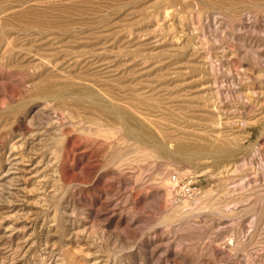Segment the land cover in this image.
Returning a JSON list of instances; mask_svg holds the SVG:
<instances>
[{
	"label": "rangeland",
	"instance_id": "obj_1",
	"mask_svg": "<svg viewBox=\"0 0 264 264\" xmlns=\"http://www.w3.org/2000/svg\"><path fill=\"white\" fill-rule=\"evenodd\" d=\"M112 105L201 169L106 134ZM27 131L18 264H264V0H0V150Z\"/></svg>",
	"mask_w": 264,
	"mask_h": 264
},
{
	"label": "bare ground",
	"instance_id": "obj_2",
	"mask_svg": "<svg viewBox=\"0 0 264 264\" xmlns=\"http://www.w3.org/2000/svg\"><path fill=\"white\" fill-rule=\"evenodd\" d=\"M5 22V21H4ZM72 81V80H71ZM72 83V82H71ZM73 84V83H72ZM75 84V83H74ZM217 85V84H216ZM79 86V85H78ZM80 87V86H79ZM93 88V87H92ZM73 89V88H72ZM95 89V88H94ZM99 90V89H98ZM68 90H66V94H70V93H67ZM72 91H75L74 89ZM100 91V90H99ZM70 92V91H68ZM95 92V91H94ZM98 92V91H96ZM73 94V93H71ZM70 94V95H71ZM75 94V93H74ZM100 94V93H99ZM98 94V95H99ZM103 93H101L100 95H102ZM95 96H97V94L94 93ZM60 96V95H59ZM58 96V97H59ZM63 96V95H62ZM69 96V95H68ZM76 96V95H75ZM95 96L92 95V97L94 98ZM107 96V95H106ZM61 97V96H60ZM73 97V96H72ZM85 96H83L84 98ZM88 97L90 96H87L85 98L89 99ZM98 97V96H97ZM100 100L102 99V103L101 104H98L97 106H103V103L106 102L108 103V105H110V99H107L104 97V95L102 96H99ZM111 97V96H109ZM43 98V97H42ZM63 98V97H62ZM65 98V96H64ZM76 98V97H75ZM84 98V99H85ZM36 99V98H35ZM39 98H37L38 100ZM41 99V98H40ZM80 99V97H79ZM97 99V98H95ZM93 99V100H95ZM98 99V100H99ZM52 100V99H51ZM90 100L92 99H89V102ZM110 100V101H109ZM46 101V100H45ZM28 102V101H27ZM93 103V101H91ZM96 102V101H95ZM30 103V102H29ZM115 103V102H114ZM24 104V103H23ZM94 104V103H93ZM97 104V103H96ZM112 104V103H111ZM26 105V104H25ZM49 105V103H48ZM96 106V107H97ZM107 106V105H106ZM117 106V105H116ZM16 107V106H15ZM35 107V106H34ZM38 107V108H37ZM68 107V106H67ZM108 107V106H107ZM107 107H104L107 108ZM141 107V106H140ZM36 110H34L33 114H32V117L31 119L33 118H37V117H41L43 114H45V111H44V108L41 107V104L39 106H36ZM99 108V107H98ZM109 110H110V106L108 107ZM8 109V108H7ZM111 111H112V115L115 116L119 121H120V125H121V128L120 129H114L112 127V129L110 130H107L106 131V134H110V132H115L117 131V133H120L123 131V129L126 130L125 134L126 136L128 137L129 140L133 141L135 144H139L141 147H143L146 151H148L147 157L149 158H152V157H157V156H161L163 158H165L166 160H168L169 162L171 163H176V164H184L185 166L189 167V169H194V168H197V169H201L202 165H198L196 164V161L199 160V154L196 155V152L194 149H191V150H187L188 148H186V145H182L181 143L178 144L176 147H172L170 144L169 146L168 145H165L164 143L162 144L159 139H156V133H153L152 131H150L147 127V124H145L142 120H140L138 117H136L134 114H130L129 112H127V110H123V111H119L121 108L119 107L117 110L116 107H113V105L111 106ZM52 112V111H51ZM133 113V112H132ZM138 114V113H137ZM30 119V118H29ZM66 119V118H65ZM30 121V120H29ZM28 122V121H27ZM106 123V122H105ZM152 124V123H151ZM90 125V124H88ZM102 125V124H101ZM101 125H98L97 126V132H102V131H105V126H101ZM106 125V124H104ZM38 127V126H37ZM41 127V126H40ZM56 127V126H55ZM90 127V126H89ZM88 128V126H87ZM57 129V128H56ZM82 129V128H81ZM84 129V128H83ZM86 129V128H85ZM156 129V128H155ZM33 130V129H32ZM55 129L52 127V126H49V129H47L45 131V135H44V140L46 142L52 140L53 138V135L55 136L54 134V131ZM58 130V129H57ZM22 131V130H21ZM44 131V130H42ZM144 131V133L142 132ZM17 132V131H16ZM37 132V131H35ZM89 132V131H88ZM26 133V132H25ZM39 134V133H38ZM102 135V133H101ZM114 135V134H113ZM116 135V134H115ZM120 135V134H119ZM36 137V133L34 132H31V134L29 133L28 134V131L26 134H23L21 133L20 135L17 136V138H15L14 142H10L5 149H3L1 151V154H0V161H1V164H3V167H4V170L0 172V202L4 203L5 205H11L13 204L14 202H16V200L18 201V199H21V196L22 194L27 191L25 190L24 186H23V183H24V180L27 179V177L25 178L24 175H21L20 173H23L26 172V174H31L32 170L31 168H33L34 166L36 167V163H35V159H34V154L33 151L35 150L33 148V142L31 141L32 138ZM38 137V136H37ZM59 137V136H58ZM117 137L118 134H117ZM42 138V137H41ZM62 138V137H61ZM107 138H109L107 136ZM113 138V137H112ZM120 138V137H119ZM118 138V139H119ZM36 140V139H35ZM54 140V139H53ZM56 140V138H55ZM159 140V141H157ZM164 140V139H162ZM112 141V140H111ZM39 142V141H38ZM113 142V141H112ZM111 142V143H112ZM121 142V141H120ZM52 143V142H51ZM7 144V143H6ZM36 144V143H35ZM34 144V145H35ZM48 144V143H47ZM44 145V144H43ZM173 145V144H172ZM251 145V144H250ZM37 147V146H36ZM253 147V144L252 146H249V148H252ZM34 149V150H33ZM248 149V148H247ZM54 150V149H53ZM132 150V149H131ZM19 151H22L20 154H18ZM36 151V150H35ZM34 151V152H35ZM245 151V150H244ZM37 152V151H36ZM232 152V151H231ZM242 152V151H241ZM248 152V151H247ZM53 153V152H52ZM224 154H226V152H223ZM241 154V153H240ZM42 157V156H41ZM231 159V157H229ZM228 158V159H229ZM40 159V158H39ZM201 159V158H200ZM38 162V160H36ZM44 161V160H43ZM116 161V160H115ZM47 163V162H46ZM45 163V164H46ZM132 163V162H131ZM38 164V163H37ZM50 164V163H48ZM50 166V165H49ZM49 166H46L49 167ZM2 168V167H1ZM204 168V167H203ZM239 168V167H238ZM41 169V168H40ZM39 169V170H40ZM54 169V168H53ZM42 170V169H41ZM44 170V169H43ZM46 170V169H45ZM50 170V169H49ZM190 170V171H191ZM203 170V169H202ZM37 171V170H36ZM201 171V170H199ZM50 172V171H48ZM57 172V171H56ZM49 174V173H48ZM42 175V174H41ZM36 176V175H35ZM39 177H42L39 175ZM51 177H54V172H51L50 176ZM57 178V177H56ZM59 178V176H58ZM47 179V178H46ZM38 180V179H37ZM41 180V179H40ZM59 180V179H58ZM48 182V181H47ZM36 183V182H35ZM59 183V182H58ZM57 183V184H58ZM34 184V183H33ZM38 184V183H37ZM47 183L45 184H42V187L44 185H46ZM41 185V183L39 184ZM50 185V184H48ZM33 186V185H32ZM35 187V185L33 186ZM42 187L40 190H42ZM36 188V187H35ZM33 188V189H35ZM32 190V189H31ZM39 190V188H38ZM46 189H44L45 191ZM35 191V190H33ZM31 191V192H33ZM50 194V193H48ZM44 195V194H43ZM41 197V196H40ZM3 212V211H2ZM20 214V213H19ZM2 216H5V215H2L0 213V220L3 219ZM20 216V215H19ZM18 217V216H17ZM19 218V217H18ZM15 221H17V219ZM5 219V218H4ZM22 219V218H21ZM10 220V219H9ZM20 220V219H19ZM2 225V224H1ZM8 225V224H7ZM10 226L12 224H9ZM13 227V225H12ZM70 227V226H69ZM18 228V227H17ZM17 228H13L12 232L13 231H17L18 229ZM17 229V230H16ZM19 229H21V227H19ZM40 229V228H39ZM8 230V229H7ZM3 231L2 234L0 235V241H4V244L8 246V248H11L12 245H11V241H12V232H8V231ZM42 229H40L41 231ZM39 231V232H40ZM42 232V231H41ZM40 232V233H41ZM44 232V231H43ZM73 231H71L72 233ZM78 232V231H77ZM70 233V234H71ZM16 234V233H15ZM18 234V233H17ZM16 234V235H17ZM73 234V233H72ZM77 234V233H75ZM39 235V234H38ZM44 235V234H43ZM67 235V233H66ZM42 236V235H41ZM77 236V235H76ZM79 237V236H78ZM23 238V237H22ZM40 238V236H39ZM19 239V238H18ZM42 239V238H41ZM40 240V239H39ZM44 240V239H43ZM74 240V239H72ZM76 241V240H75ZM17 243V242H15ZM77 243H79V241H77ZM4 244L0 245V259H1V264H5V261H9V264H18L19 260L22 259V258H25L23 256H21V251L23 250V246L20 245L19 243H17V246L15 247V249L13 250L12 253L8 254L7 251H4L3 250H7L6 247H4ZM40 244V243H39ZM43 249L41 250V253H40V260L42 262V264H46L47 263V258L49 257L51 259V255H53V251H48V242H43ZM30 246V245H29ZM2 247V248H1ZM40 248V247H39ZM3 249V250H2ZM73 253V252H72ZM25 256V255H24ZM20 257V259H19ZM61 257V256H60ZM74 258H75V255H74ZM77 259V258H76ZM85 259V257H84ZM77 261L79 262V260L77 259ZM108 261V260H107ZM64 262V261H63ZM70 262V261H69ZM56 263V262H55ZM59 263V262H58ZM101 263V262H100ZM8 264V263H7ZM21 264V262H20ZM62 264V263H60ZM64 264V263H63Z\"/></svg>",
	"mask_w": 264,
	"mask_h": 264
}]
</instances>
